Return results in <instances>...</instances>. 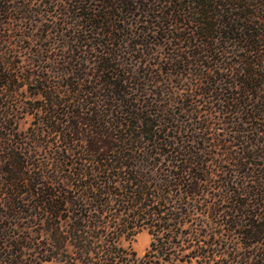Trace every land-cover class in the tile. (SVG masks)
Returning <instances> with one entry per match:
<instances>
[{
    "label": "trees",
    "instance_id": "16d2710c",
    "mask_svg": "<svg viewBox=\"0 0 264 264\" xmlns=\"http://www.w3.org/2000/svg\"><path fill=\"white\" fill-rule=\"evenodd\" d=\"M0 264H264V0H0Z\"/></svg>",
    "mask_w": 264,
    "mask_h": 264
},
{
    "label": "rangeland",
    "instance_id": "374dc122",
    "mask_svg": "<svg viewBox=\"0 0 264 264\" xmlns=\"http://www.w3.org/2000/svg\"><path fill=\"white\" fill-rule=\"evenodd\" d=\"M25 126H27V124ZM150 242V234L146 230H143L138 233L132 241H125L123 245L135 251L138 257H142L148 250Z\"/></svg>",
    "mask_w": 264,
    "mask_h": 264
}]
</instances>
